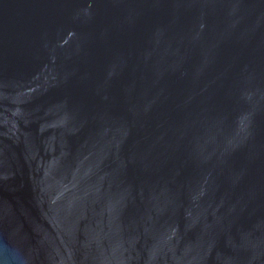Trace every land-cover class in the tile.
Returning a JSON list of instances; mask_svg holds the SVG:
<instances>
[{
	"label": "water",
	"instance_id": "water-1",
	"mask_svg": "<svg viewBox=\"0 0 264 264\" xmlns=\"http://www.w3.org/2000/svg\"><path fill=\"white\" fill-rule=\"evenodd\" d=\"M0 264H264V0H0Z\"/></svg>",
	"mask_w": 264,
	"mask_h": 264
}]
</instances>
